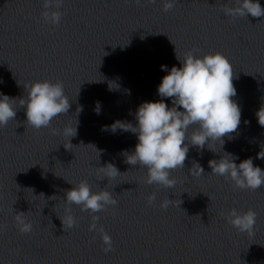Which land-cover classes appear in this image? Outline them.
I'll use <instances>...</instances> for the list:
<instances>
[{"label":"clouds","instance_id":"1","mask_svg":"<svg viewBox=\"0 0 264 264\" xmlns=\"http://www.w3.org/2000/svg\"><path fill=\"white\" fill-rule=\"evenodd\" d=\"M139 5L141 0H135ZM155 3V0H147ZM63 0H43L42 17L46 23L58 24L62 13L59 9ZM174 7V3L166 2L164 11ZM224 14L235 18L264 17V8L259 0H235L232 7H226ZM173 44V43H172ZM180 66L161 65V69L167 74L162 78L158 86V94L161 98H171L172 106L158 101L143 102L136 110V124L117 121L111 125L113 132L117 128L131 131L136 134L138 143L133 152L128 154L126 163L132 166H142L147 169L146 183L158 184L171 188L175 185L174 178H170V172L177 168H184L189 151V144L200 149L205 148L210 142L221 141L224 137L231 138L241 123V109L232 99L236 96V88L233 84V70L229 60L221 53L206 54L203 57L195 56L192 52L185 54L183 60L176 55ZM28 98L20 99V105L26 108V122L29 126L39 130L49 127L51 121L60 114H67L71 103L64 94L63 85L60 82L36 81L28 86ZM16 99L0 94V126H6L10 120L16 117L14 105ZM78 112L82 108H78ZM182 109V110H181ZM258 124L264 127V104L256 112ZM245 123H248L245 121ZM196 125L189 138L188 130ZM107 130V129H105ZM70 138L77 135L76 127H68L63 133ZM187 141V143H186ZM71 144V143H70ZM72 145V144H71ZM257 158L264 159V150L257 153ZM228 153L227 156L210 160L209 167L214 175L223 176L234 182L239 189L257 190L264 186V170L253 164L252 158H247L239 163ZM189 169L190 174L200 176L204 173L203 167L195 162ZM100 170L107 178H113L120 172L111 163ZM66 203L71 206H80L81 211L95 214L106 210L107 206H115L118 202L112 193L107 190L92 192L87 181H81L77 186L71 187L64 194ZM149 204L155 202L156 194L147 197ZM169 201L161 203L166 209ZM71 212V207L67 209ZM24 212L16 216L17 226L21 233H28L32 226L26 223ZM60 219V218H59ZM227 222L240 232H251L256 222V213L252 209L240 212L233 208L226 217ZM61 220V219H60ZM99 216L93 215V222L89 231L97 229ZM63 229L75 226L76 220L72 215H67L61 220ZM103 242L107 245L104 251H112L111 237L103 232Z\"/></svg>","mask_w":264,"mask_h":264}]
</instances>
